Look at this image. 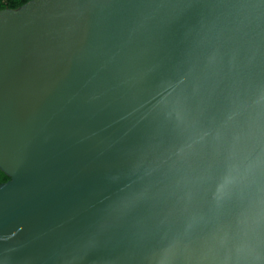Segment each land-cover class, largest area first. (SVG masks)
I'll use <instances>...</instances> for the list:
<instances>
[{"label":"water","instance_id":"water-1","mask_svg":"<svg viewBox=\"0 0 264 264\" xmlns=\"http://www.w3.org/2000/svg\"><path fill=\"white\" fill-rule=\"evenodd\" d=\"M0 264H264V0L0 10Z\"/></svg>","mask_w":264,"mask_h":264},{"label":"trees","instance_id":"trees-1","mask_svg":"<svg viewBox=\"0 0 264 264\" xmlns=\"http://www.w3.org/2000/svg\"><path fill=\"white\" fill-rule=\"evenodd\" d=\"M29 1L30 0H0V10L7 8L17 9ZM9 179L10 177L0 169V184L7 182Z\"/></svg>","mask_w":264,"mask_h":264}]
</instances>
